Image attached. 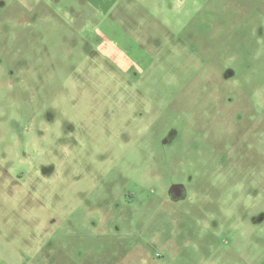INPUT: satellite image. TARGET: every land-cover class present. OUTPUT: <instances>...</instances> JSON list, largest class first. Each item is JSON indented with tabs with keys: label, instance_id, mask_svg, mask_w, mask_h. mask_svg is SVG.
<instances>
[{
	"label": "rangeland",
	"instance_id": "374dc122",
	"mask_svg": "<svg viewBox=\"0 0 264 264\" xmlns=\"http://www.w3.org/2000/svg\"><path fill=\"white\" fill-rule=\"evenodd\" d=\"M0 264H264V0H0Z\"/></svg>",
	"mask_w": 264,
	"mask_h": 264
},
{
	"label": "flooded vegetation",
	"instance_id": "af4514ba",
	"mask_svg": "<svg viewBox=\"0 0 264 264\" xmlns=\"http://www.w3.org/2000/svg\"><path fill=\"white\" fill-rule=\"evenodd\" d=\"M177 188L176 189H178V186H176ZM180 190L182 189V188H179ZM181 191H183V190H181ZM171 194V193H170ZM183 194V193H182ZM171 197L172 198H174L172 195H171ZM183 197V195H181L179 198H175V200H180L181 198Z\"/></svg>",
	"mask_w": 264,
	"mask_h": 264
}]
</instances>
